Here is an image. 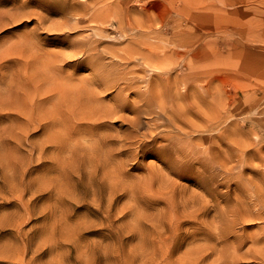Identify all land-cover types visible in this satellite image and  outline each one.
Here are the masks:
<instances>
[{"label": "rangeland", "instance_id": "rangeland-1", "mask_svg": "<svg viewBox=\"0 0 264 264\" xmlns=\"http://www.w3.org/2000/svg\"><path fill=\"white\" fill-rule=\"evenodd\" d=\"M33 2L0 0L35 21L0 42V264H264V0Z\"/></svg>", "mask_w": 264, "mask_h": 264}, {"label": "bare ground", "instance_id": "bare-ground-1", "mask_svg": "<svg viewBox=\"0 0 264 264\" xmlns=\"http://www.w3.org/2000/svg\"><path fill=\"white\" fill-rule=\"evenodd\" d=\"M95 10H96V9H95ZM72 14H74V13H72ZM78 14H79V13H77V14H75V15L77 16ZM70 15H71V14H70ZM73 16H74V15H73ZM76 16H75V17H76ZM77 17H78V16H77ZM79 17H81V16H79ZM81 18H82V17H81ZM76 19H77V18H76ZM236 43H237V42H236ZM144 64H145V63H144ZM157 67H158V66H157ZM157 67H155L154 69H158ZM152 70H153V69H152ZM154 71H156V70H154ZM154 71H153V72H154ZM206 88H207V87H206ZM156 90H157V89H156ZM157 91H158V90H157ZM157 91H156V93H159V92H157ZM156 93L154 92L153 95H151V96H152L153 98H156V99H162V98H163V95H161V94H156ZM180 95H182V94H180ZM153 98H152V99H153ZM145 99H146V98H145ZM153 100H154V99H153ZM141 102H142V101H141ZM145 104L147 105V103H145ZM154 104H155V108H156V110L158 109V111L156 112V110H153V109H151V110L156 114V116H162V114L165 113L164 104H163V105H160L159 103H156V102H154ZM147 106H148V105H147ZM187 106H188V105H187ZM204 106H206V105H204ZM141 107H142V106H141ZM148 107H149V106H148ZM181 107H182V106H181ZM202 107H203V106H202ZM151 108H153V107L151 106ZM155 108H154V109H155ZM203 108H204V107H203ZM187 109H188V108L186 107V108H185V111H186V112H187ZM148 111H150V110H148ZM195 111H197V110H195ZM195 111H194V113H196ZM201 111H202V110H201ZM151 113H152V112H151ZM151 113H150V114H151ZM189 113H190V112H189ZM199 115H200L201 117L203 116L202 119H201V123H202V124L205 122V120L207 121V113H206V111H205V112L202 111ZM173 116H174V115H173ZM158 118H159V117H158ZM184 118H185V117H184ZM159 119H160V118H159ZM169 119H171V118H169ZM185 120H186V122H190V124L192 125V127H197V126H196L197 124L195 125V124L192 123V121H190L188 118H185ZM171 121H172V120H171ZM183 121H184V120H183ZM157 122H158V121H157ZM161 122H162V121H161ZM161 122H160V123H161ZM172 122H173V121H172ZM155 124H156V123H155ZM169 125H170V124H169ZM189 126H190V125H189ZM202 126H204V125H202ZM202 126H201V127H202ZM173 127L176 128V129L179 131V133H180V130H181V127H180V126L176 125V126H173ZM165 130H166V129H165ZM177 133H178V132H177ZM184 133H186V132H184ZM176 135H178V134H174V136H176ZM178 136H179V135H178ZM174 139H175V138H174L173 136L170 135L168 141L171 142V140H174ZM236 141H237V140H236ZM251 144H252V143H251ZM249 151H250V150H249ZM242 153H243V152H242ZM234 155H235V153H234ZM234 155H233V156H234ZM226 156H227V155H226ZM228 156H229V155H228ZM189 157H190V156H189ZM229 157H230V156H229ZM241 157H242V156H241ZM194 158H195V157H194ZM224 158H225V157H224ZM226 158H227V157H226ZM181 159H182V158H181ZM236 159H237V158H236ZM259 159H260V158H259ZM225 160H226V159H225ZM233 160H234V159H233ZM237 160H238V159H237ZM226 161H227V160H226ZM229 163H230V162H229ZM242 163H243V162H242ZM228 165H229V164H228ZM243 165H244V164H243ZM229 166H230V165H229ZM229 166H228V167H229ZM246 166H247V165H246ZM231 167H232V166H231ZM247 168H248V167H247ZM245 169H246V168H245ZM250 169H251V168H250ZM253 169H254V168H252V170H253ZM227 170H229V169H227ZM257 170H258V169H257ZM231 171H232V170H231ZM228 172L230 173V171H228ZM237 174L239 175L238 172H237ZM238 175H237V176H238ZM261 176H264V175L261 174ZM244 177H245V178H243V179L248 183V190H247V191H248L249 196H247V197H248L249 199L252 198V196L257 197V201L255 200L256 202L259 201L258 198H260V201H261L262 199H264V186L260 185L259 188L257 189V192L255 191L256 189L254 190V187H256V185L258 184L257 182H258L259 179L256 178L255 180L249 181V180H247L248 178H246V176H244ZM262 178H264V177H262ZM249 179H250V178H249ZM251 179H253V178H251ZM236 180H237V179H236ZM261 180H262V179H261ZM244 185H245V189H246V187H247L246 183H245ZM244 185H243V186H244ZM240 187H241V186H240ZM241 190H242V192H245V191H243L242 188H241ZM247 191H246V192H247ZM242 192H241V193H242ZM245 196H246V195H245ZM238 197H239V196H238ZM240 197H241V195H240ZM240 197H239V198H235V200H236V199H240L241 201L239 202V200H238V202L241 203V204H243V206H244V203L246 204V202H244L245 200L243 201V199L240 198ZM248 198H247V199H248ZM253 199H255V198H253ZM253 199H252V200H253ZM250 200H251V199H250ZM247 201H248V200H247ZM260 201H259V202H260ZM252 202H253V201H252ZM262 202H264V201H262ZM236 204H237V200H236ZM254 204H255V202H254ZM254 204H253V207H255V206L259 205V204L261 205V203H257V205L254 206ZM262 205H264V203H262ZM241 206H242V205H241ZM244 207H246V205H245ZM247 207H248V205H247ZM261 207H262V206H261ZM261 207H260V208H261ZM234 208H235V207H234ZM256 208H257V207H256ZM256 208H255V209H256ZM241 209H242V208H241ZM255 209H254V210H255ZM261 209L264 210V208H261ZM261 209H260V211H261ZM238 210H239V209H238ZM249 213H250V211H249ZM251 213H252V212H251ZM252 214H253V213H252ZM252 214H251V215H252ZM262 214H264V212H258V211H257V212L254 214V216H256V218H257V217H261ZM254 216H253V217H254ZM254 218H255V217H254ZM257 221H259V220H257ZM251 255H252V254H251Z\"/></svg>", "mask_w": 264, "mask_h": 264}, {"label": "snow or ice", "instance_id": "snow-or-ice-1", "mask_svg": "<svg viewBox=\"0 0 264 264\" xmlns=\"http://www.w3.org/2000/svg\"><path fill=\"white\" fill-rule=\"evenodd\" d=\"M15 3L18 5H24L26 7H34L35 4L33 0H15ZM35 25L34 20H24L20 23L14 25L12 28L5 29L3 31H0V42H4L5 40L12 39L15 37L17 33L27 32L31 30ZM38 39L44 45L45 47H57V46H63L62 42L66 40L65 37L56 36V35H48V34H40ZM73 66L68 65L66 66L67 69H71ZM44 132V129H41L37 135H42Z\"/></svg>", "mask_w": 264, "mask_h": 264}]
</instances>
